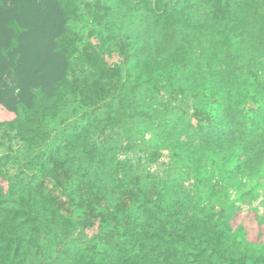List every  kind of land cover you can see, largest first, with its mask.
Listing matches in <instances>:
<instances>
[{
    "label": "trees",
    "instance_id": "16d2710c",
    "mask_svg": "<svg viewBox=\"0 0 264 264\" xmlns=\"http://www.w3.org/2000/svg\"><path fill=\"white\" fill-rule=\"evenodd\" d=\"M245 209L264 0H0V264H264Z\"/></svg>",
    "mask_w": 264,
    "mask_h": 264
},
{
    "label": "rangeland",
    "instance_id": "374dc122",
    "mask_svg": "<svg viewBox=\"0 0 264 264\" xmlns=\"http://www.w3.org/2000/svg\"><path fill=\"white\" fill-rule=\"evenodd\" d=\"M238 222H243L249 228L250 237L255 240H264V224L259 226L255 217L254 213L250 212L249 210L245 209L244 211L240 212L237 215V220L234 221L235 224ZM259 232H263L262 237H259Z\"/></svg>",
    "mask_w": 264,
    "mask_h": 264
}]
</instances>
